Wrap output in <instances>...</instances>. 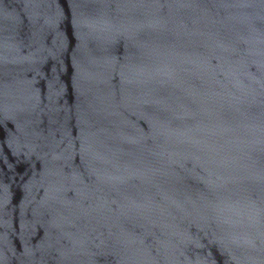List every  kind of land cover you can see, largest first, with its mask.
Wrapping results in <instances>:
<instances>
[{
    "label": "water",
    "instance_id": "water-1",
    "mask_svg": "<svg viewBox=\"0 0 264 264\" xmlns=\"http://www.w3.org/2000/svg\"><path fill=\"white\" fill-rule=\"evenodd\" d=\"M0 264H264V0H0Z\"/></svg>",
    "mask_w": 264,
    "mask_h": 264
}]
</instances>
